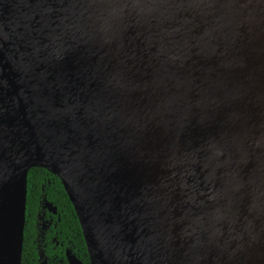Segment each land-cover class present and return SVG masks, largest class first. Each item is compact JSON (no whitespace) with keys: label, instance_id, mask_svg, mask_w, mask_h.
<instances>
[{"label":"water","instance_id":"95a60500","mask_svg":"<svg viewBox=\"0 0 264 264\" xmlns=\"http://www.w3.org/2000/svg\"><path fill=\"white\" fill-rule=\"evenodd\" d=\"M32 168L89 264H264V0H0V264Z\"/></svg>","mask_w":264,"mask_h":264},{"label":"flooded vegetation","instance_id":"af4514ba","mask_svg":"<svg viewBox=\"0 0 264 264\" xmlns=\"http://www.w3.org/2000/svg\"><path fill=\"white\" fill-rule=\"evenodd\" d=\"M45 175L47 176L45 185L48 187L56 177L48 172ZM58 183L60 184L59 180ZM72 212L75 216L73 209ZM62 219L63 214L61 210L53 201L46 199L44 195V184H41L33 214L31 216L30 213L27 214L26 219L24 217V226H29L30 233L28 239L34 250V264H69L70 258H73L76 264H84L74 251L72 222L66 221V231L62 232L59 229V224L62 222ZM79 234L83 242L87 264H89L80 227Z\"/></svg>","mask_w":264,"mask_h":264},{"label":"trees","instance_id":"16d2710c","mask_svg":"<svg viewBox=\"0 0 264 264\" xmlns=\"http://www.w3.org/2000/svg\"><path fill=\"white\" fill-rule=\"evenodd\" d=\"M45 174L46 172L44 170L38 168H32L27 172L24 217L26 219L27 214L30 213V216L33 214L34 207L36 206L37 196L40 190V185L44 184V195L46 199L53 201L63 214V219L59 224V229L62 232H65L66 221L72 222L74 251L79 256L81 261L84 264H87L83 242L79 234V227L76 218L73 215L70 203L68 202V199L66 198L56 178H54L53 183H50L49 186L46 187L45 180L47 179V176ZM29 233V226H24L22 234L20 264H34V250L28 239Z\"/></svg>","mask_w":264,"mask_h":264},{"label":"bare ground","instance_id":"6f19581e","mask_svg":"<svg viewBox=\"0 0 264 264\" xmlns=\"http://www.w3.org/2000/svg\"><path fill=\"white\" fill-rule=\"evenodd\" d=\"M161 86V85H160ZM160 128L164 134L163 141L166 143L168 152L170 153L173 149V143L177 133V125L174 123L173 117L168 113V109L160 110Z\"/></svg>","mask_w":264,"mask_h":264}]
</instances>
